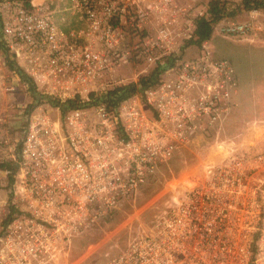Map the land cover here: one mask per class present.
Here are the masks:
<instances>
[{"label":"built area","instance_id":"obj_1","mask_svg":"<svg viewBox=\"0 0 264 264\" xmlns=\"http://www.w3.org/2000/svg\"><path fill=\"white\" fill-rule=\"evenodd\" d=\"M246 14L219 21V32L264 37V8ZM195 17L176 0H0V264L51 262L60 244L220 125L237 74L208 40L194 57L175 49ZM122 63L132 78L115 75ZM18 69L47 107L27 111L23 124L20 92L38 102ZM129 83L134 93L105 99ZM71 99L79 105L63 113L49 104ZM222 151L173 193L148 234L105 264H264V120Z\"/></svg>","mask_w":264,"mask_h":264},{"label":"rangeland","instance_id":"obj_2","mask_svg":"<svg viewBox=\"0 0 264 264\" xmlns=\"http://www.w3.org/2000/svg\"><path fill=\"white\" fill-rule=\"evenodd\" d=\"M176 1L190 7L191 13L197 16L199 12L206 15L208 0ZM226 1L230 14L227 13L221 20L243 21L247 18L245 10L236 9L239 0ZM56 18L66 26H75L71 16L63 11L56 12ZM217 23L208 39V48L232 62L238 81L234 105L220 125L208 135L195 139L192 145L176 152L135 193L119 200L109 216H101L97 222L60 244L56 257L47 264H105L131 239L151 231L153 222L171 207L173 193L192 181H198L208 162L224 152L225 143L235 140L253 122L264 120V37L222 35ZM183 38L178 39L175 49L184 58L198 55L195 45H186L190 38ZM115 75L132 78L134 72L131 64H120L115 68ZM19 97L24 100L19 106L21 124L27 111L31 112L35 107L47 108L44 103H30L31 98L23 92H20Z\"/></svg>","mask_w":264,"mask_h":264},{"label":"trees","instance_id":"obj_3","mask_svg":"<svg viewBox=\"0 0 264 264\" xmlns=\"http://www.w3.org/2000/svg\"><path fill=\"white\" fill-rule=\"evenodd\" d=\"M24 1L27 4H30V0H24ZM253 7L264 8V0H239L236 5V9H243L245 11H248L249 9ZM227 9L228 7H227L226 0H208L207 9H206L207 15L197 16L194 18L193 34H192V37L186 41V45L193 44L195 46L200 47L202 41L210 39L213 33L214 25L219 20H221L227 13L230 14ZM8 65L10 67H13V64L10 62ZM18 70L22 78V81L28 85V89H30V91L32 92L34 100L39 103L43 96H40L41 94H39L35 90V87H36L35 83L31 80V78H29L23 72L22 69H18ZM153 73L154 72H152L149 75H152ZM142 80L143 79H140L139 81L142 82ZM136 90H137V86L135 85V83H129L125 86H117L114 89L108 90V93L105 94V99L108 100V98L111 95L115 94L116 102H119L122 99L129 96L130 94L134 93ZM75 100L76 99L66 100L65 102H62V103L54 100V101H50L49 104L51 106L59 107L61 112L63 113L66 109L77 107L79 105L75 103ZM5 164H6L5 162H1L0 167L6 166ZM109 214L110 212H107L104 215V217L109 216Z\"/></svg>","mask_w":264,"mask_h":264},{"label":"bare ground","instance_id":"obj_4","mask_svg":"<svg viewBox=\"0 0 264 264\" xmlns=\"http://www.w3.org/2000/svg\"><path fill=\"white\" fill-rule=\"evenodd\" d=\"M193 183L191 182V184L190 185H192Z\"/></svg>","mask_w":264,"mask_h":264}]
</instances>
